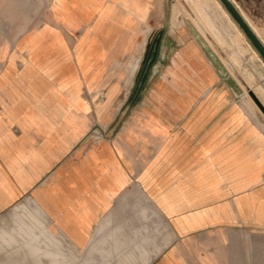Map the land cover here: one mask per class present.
<instances>
[{"label": "crops", "instance_id": "1", "mask_svg": "<svg viewBox=\"0 0 264 264\" xmlns=\"http://www.w3.org/2000/svg\"><path fill=\"white\" fill-rule=\"evenodd\" d=\"M152 2L53 0L47 22L32 26L25 0H0L9 5L0 9V212L29 193L58 233L82 247L81 259L93 257L90 238L103 226L120 231V251L143 248L124 264H264L260 125L230 111L185 123L140 112L141 120L101 124L100 137L84 139L83 117L105 114L89 107L90 97L112 85L115 99L135 76L148 34L137 25L152 19ZM228 2L262 42L255 29L264 25V0ZM193 59V72L212 77L198 74L200 85L210 84L212 73ZM112 246L106 239L98 248Z\"/></svg>", "mask_w": 264, "mask_h": 264}, {"label": "rangeland", "instance_id": "2", "mask_svg": "<svg viewBox=\"0 0 264 264\" xmlns=\"http://www.w3.org/2000/svg\"><path fill=\"white\" fill-rule=\"evenodd\" d=\"M52 1L25 0L24 12L26 18L33 19L30 20L32 26L47 22ZM216 2L236 29L213 0H153L152 19L147 23L138 22L137 25L139 32L145 30L148 34L144 50L137 53L135 76L130 83L119 85V94L115 99L109 98L112 85H107L103 93L90 97L89 107L103 108L105 114L83 117L90 125L84 139L95 141L100 137L103 134L98 130L101 124L141 120L143 117L135 115L140 112L159 113L161 115L152 118L185 123L192 119H199L200 122H210V119L211 122L219 121L225 118L223 113L230 111L242 114L246 122L258 124L264 131V60L220 1ZM232 6L239 10V5ZM8 7L0 5L1 10L6 11ZM236 30L241 36H237ZM255 32L264 48V25ZM182 50L186 59L179 52ZM195 56L199 58L200 67L212 73L213 81L210 84L200 85L196 79L198 74L206 81L212 80V77L204 69L193 72L191 67L195 63ZM120 108L133 111L114 115ZM198 108H215L217 115L193 116ZM28 196L29 193H26L19 202L0 212V264H50L48 253L38 249L45 236L57 242L60 254L71 259L69 264H76L84 253L82 247L66 241L47 217L42 220L40 217L45 214ZM17 223L20 224L18 229L15 228ZM28 229L30 233L26 232ZM105 229L103 226L95 229L87 256H93L90 257L92 259L98 255L104 258L109 256L104 264H124L141 255L143 248L140 243L120 251L126 245L124 242L118 243L120 231ZM41 232L42 236L30 242ZM155 238H158L156 233ZM106 239L112 240L113 246L110 251L101 252L98 246ZM132 239H138V235L128 238Z\"/></svg>", "mask_w": 264, "mask_h": 264}, {"label": "bare ground", "instance_id": "3", "mask_svg": "<svg viewBox=\"0 0 264 264\" xmlns=\"http://www.w3.org/2000/svg\"><path fill=\"white\" fill-rule=\"evenodd\" d=\"M216 5L219 7V9L222 11V13L224 14V16L228 19L229 23L236 29V27L234 26V24L230 21L229 16L226 14V12H224V10L220 7V5L216 2V0H213ZM197 2V1H196ZM212 26V25H211ZM237 32V36H241V33L236 30ZM243 52V51H241ZM253 55L256 56L255 52L252 51ZM262 91V90H261ZM260 91V93H261ZM31 207V206H30ZM35 208V207H34ZM40 217V216H39ZM46 215L43 217H40L42 220L45 219ZM20 224L17 223V225L15 226V228H19ZM26 232L30 233V230L28 229ZM40 236H42V232L41 235H37L36 237H34L33 239H31L30 242H34L36 241ZM9 241V240H8ZM56 241V240H55ZM58 241V240H57ZM7 242V241H6ZM59 242V241H58ZM99 242V241H98ZM102 243V240L100 241ZM3 243V242H2ZM68 247V246H67ZM59 246L57 244V242H54L52 239H50L48 236L44 237L43 240V244L39 245L38 249L42 250V251H46L48 253L49 258L51 259V263L50 264H63L65 262V264H69V262L71 261L70 258L68 257H63L59 251ZM37 249V250H38ZM67 249V248H65ZM36 250V249H35ZM102 252V251H101ZM111 253V252H110ZM71 255V254H70ZM69 255V256H70ZM72 256V255H71ZM80 261V262H79ZM76 264H104V260H102L99 257H95V258H89V259H80L77 260Z\"/></svg>", "mask_w": 264, "mask_h": 264}, {"label": "water", "instance_id": "4", "mask_svg": "<svg viewBox=\"0 0 264 264\" xmlns=\"http://www.w3.org/2000/svg\"><path fill=\"white\" fill-rule=\"evenodd\" d=\"M219 1L223 5V7L226 9V11L229 13V15L232 17V19L237 24V26L241 29V31L246 36V38L249 40V42L256 49V51L258 52V54L264 60V48L258 42V40L254 36V34L251 32V30L244 23V21L241 19V17L237 13V11L234 9V7L228 2V0H219Z\"/></svg>", "mask_w": 264, "mask_h": 264}]
</instances>
